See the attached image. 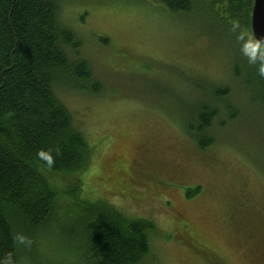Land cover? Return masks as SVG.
Here are the masks:
<instances>
[{"label": "rangeland", "instance_id": "374dc122", "mask_svg": "<svg viewBox=\"0 0 264 264\" xmlns=\"http://www.w3.org/2000/svg\"><path fill=\"white\" fill-rule=\"evenodd\" d=\"M76 1L63 4L62 24L82 38L81 57L104 87L101 98L60 94L94 150L81 176L88 200L154 223L144 264H264V105L234 78L231 39L207 38L203 20H172L143 0ZM215 87L232 90L238 118L209 98ZM200 103L222 110L206 150L185 130ZM183 229L205 250L189 252ZM38 237L20 264L72 254L56 224Z\"/></svg>", "mask_w": 264, "mask_h": 264}, {"label": "trees", "instance_id": "16d2710c", "mask_svg": "<svg viewBox=\"0 0 264 264\" xmlns=\"http://www.w3.org/2000/svg\"><path fill=\"white\" fill-rule=\"evenodd\" d=\"M69 1L0 0V264H20L32 239L54 224L72 251L62 255V264H144L151 261L154 223L129 218L108 201L88 200L81 178L94 150L60 94L73 90L101 98L104 87L81 57L82 38L62 24L61 8ZM143 2L172 20H203L212 27L203 30L207 38H230L234 78L248 100L264 105V46L251 31L255 0ZM103 41L110 47L108 38ZM212 90L209 98L238 118L226 103L232 90ZM192 110L186 134L200 150L211 148L217 140L209 132L222 110L202 103ZM184 232L189 252L205 250Z\"/></svg>", "mask_w": 264, "mask_h": 264}, {"label": "water", "instance_id": "95a60500", "mask_svg": "<svg viewBox=\"0 0 264 264\" xmlns=\"http://www.w3.org/2000/svg\"><path fill=\"white\" fill-rule=\"evenodd\" d=\"M251 28L256 42L264 46V0H255Z\"/></svg>", "mask_w": 264, "mask_h": 264}]
</instances>
